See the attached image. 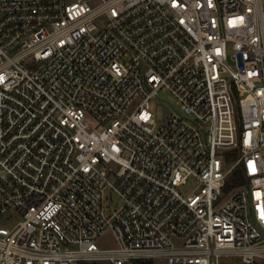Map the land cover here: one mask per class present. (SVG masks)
I'll list each match as a JSON object with an SVG mask.
<instances>
[{
  "label": "built area",
  "instance_id": "2783aa9c",
  "mask_svg": "<svg viewBox=\"0 0 264 264\" xmlns=\"http://www.w3.org/2000/svg\"><path fill=\"white\" fill-rule=\"evenodd\" d=\"M92 1L0 0V264H264V0Z\"/></svg>",
  "mask_w": 264,
  "mask_h": 264
},
{
  "label": "rangeland",
  "instance_id": "374dc122",
  "mask_svg": "<svg viewBox=\"0 0 264 264\" xmlns=\"http://www.w3.org/2000/svg\"><path fill=\"white\" fill-rule=\"evenodd\" d=\"M92 5H96L98 3V0L92 1ZM1 60V58H0ZM153 109L158 112L159 117H162L163 114H167L173 110L178 109V105L176 104V98L172 95V93L166 89L162 88L158 96L152 101ZM235 119H238V115L235 113ZM235 124V121L233 120L232 125ZM238 129L236 128L234 132V138L237 136ZM225 154L228 156V166H230L235 161V149L233 148H223L222 149ZM195 185V181L191 180L188 185L185 186V189H191ZM118 202L117 197L114 196L113 204H116ZM7 217V216H6ZM1 217L0 222L7 228H11L15 225V223L20 220L21 216L18 213H12V215L8 218ZM97 245L101 249H109V248H115L118 246V240L115 235V232L112 228H109L106 230V232L100 236L97 239ZM100 264H114L110 260L101 261ZM151 264V262L149 263ZM162 264H169L167 262H164Z\"/></svg>",
  "mask_w": 264,
  "mask_h": 264
},
{
  "label": "water",
  "instance_id": "95a60500",
  "mask_svg": "<svg viewBox=\"0 0 264 264\" xmlns=\"http://www.w3.org/2000/svg\"><path fill=\"white\" fill-rule=\"evenodd\" d=\"M93 264H100V263H98V262H94Z\"/></svg>",
  "mask_w": 264,
  "mask_h": 264
},
{
  "label": "bare ground",
  "instance_id": "6f19581e",
  "mask_svg": "<svg viewBox=\"0 0 264 264\" xmlns=\"http://www.w3.org/2000/svg\"><path fill=\"white\" fill-rule=\"evenodd\" d=\"M229 127H232L231 124H229Z\"/></svg>",
  "mask_w": 264,
  "mask_h": 264
},
{
  "label": "trees",
  "instance_id": "16d2710c",
  "mask_svg": "<svg viewBox=\"0 0 264 264\" xmlns=\"http://www.w3.org/2000/svg\"><path fill=\"white\" fill-rule=\"evenodd\" d=\"M148 264V263H147Z\"/></svg>",
  "mask_w": 264,
  "mask_h": 264
}]
</instances>
